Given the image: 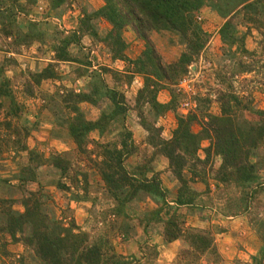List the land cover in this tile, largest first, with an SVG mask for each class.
<instances>
[{"label":"trees","instance_id":"trees-1","mask_svg":"<svg viewBox=\"0 0 264 264\" xmlns=\"http://www.w3.org/2000/svg\"><path fill=\"white\" fill-rule=\"evenodd\" d=\"M38 1L0 0V34L11 39V49L17 53L32 43L53 52V61L22 80L24 94L29 97L35 93L33 83L38 85L42 80L58 78L55 67L59 63L78 64L74 73L75 79L85 80L81 89L70 88L44 96V106L52 117L49 137L71 140L75 154L84 157L99 176V182L90 185L86 172L81 171L84 182L82 194H74L75 200L90 201L89 209L93 212L99 204L98 216H124L123 234L126 237V225L130 226V223L125 217V206L149 199L154 207L143 210L136 218L141 220L143 230L150 228L152 234L160 233L164 243L179 240L188 245V250L179 258L183 264H204L202 260L218 263L220 253L211 233L187 225L185 215L178 214L177 210L183 208L186 212L207 207V200L201 197L203 192H198L193 184L206 181L212 171L217 184L241 192V203H233L224 210L225 213L232 208L245 210L264 191V181L259 173L264 168V110L254 111L255 117H247L245 112L251 110L250 106L229 89L221 88L215 92L218 114L209 110L212 103L210 95L202 96L200 93L193 96L196 106L184 112L179 104L185 95L177 84L208 42V34L194 20V15L202 7L209 6L224 19L219 27V37L230 47L237 42L242 45L249 31L238 35L237 23H244L247 29L249 24L253 25L264 40V0H103V4L94 10L86 4L79 5L77 21L69 29L54 27L50 31L42 20L40 23L46 27L42 30L39 22L28 20L26 30H22L19 16L27 14ZM46 1L57 16L64 11L59 8L66 9L71 5V0ZM100 20L109 26L104 34L98 30ZM126 27L133 29L144 43L143 50L134 59L126 54L128 45L123 38ZM152 30H167L179 37L184 48L176 60L162 63L148 36ZM83 36L100 42L112 61H126L130 68L121 73L106 65L93 67L88 54L82 52ZM71 47L78 49L82 57L74 55ZM9 62L15 61L9 58L0 66V159L5 152H25L27 162L14 176L18 184L7 186L19 197L0 204V232L7 234L12 242L21 243L27 252L31 251L37 264H140L137 258H127L112 250L109 239L104 242L95 239L89 243L87 233L74 231L77 227L74 220L71 219L69 226H64L61 220L49 214L45 205L48 195L42 193L43 181L52 182L61 190H69L62 179L71 175L74 180L76 170L65 154L53 152L45 156L36 147L26 144L31 131L37 129L39 120L30 127L25 123L19 124L23 105L17 101L9 78L3 73ZM109 74L113 85L106 82L105 76ZM133 74L140 75L143 83L130 105L117 85L130 84ZM218 78L219 83L227 84L224 76ZM162 89L169 92L166 102L157 99ZM83 103L99 108L96 118L85 116ZM130 110L137 112L138 124L146 132L143 142L151 147L150 152L143 155L139 154L132 140L133 133L126 126L125 116ZM169 112L176 125L170 138L165 139L162 128L156 123L160 116ZM195 124L199 126L197 131L192 128ZM91 133H97L101 140L109 135L112 138L109 136L104 143L93 141L95 149L90 150L87 145L92 143L89 140ZM204 140L208 141L206 146L201 145ZM134 154L139 156L137 160L132 166H125V161ZM215 158L219 159L217 165L214 164ZM161 159L167 163L165 171L178 183L173 199L175 206L170 204V193L162 185V171L156 169ZM31 183L37 184V188L29 189ZM14 202H20L23 210L12 209ZM160 224L162 229L158 232L155 227ZM255 229L262 242V255L255 258L254 264H264V220H260Z\"/></svg>","mask_w":264,"mask_h":264},{"label":"rangeland","instance_id":"rangeland-1","mask_svg":"<svg viewBox=\"0 0 264 264\" xmlns=\"http://www.w3.org/2000/svg\"><path fill=\"white\" fill-rule=\"evenodd\" d=\"M103 2V0H71V5L67 6L66 9H58L64 11L60 16H57L50 10L48 1L39 0L34 7L30 8L27 14H21L18 20L22 30H26V22L28 20L39 22L42 30L46 27L50 31L54 27L69 29L73 27L72 24L77 17L76 11L79 10V5L86 4L85 6H88L90 10H94L101 6ZM42 20L46 27L40 23ZM194 20L208 34V42L200 56L188 67V72L178 82L179 84L180 81L187 78L184 85L188 89L187 91L182 89L181 92L185 96L181 100L179 107H181L183 102H188L190 106L188 110L194 108L196 101L193 96L200 93L202 96L210 95L212 103L209 105V110L211 113L218 114L219 103L215 101V92L218 89L227 88L250 106L251 110L245 112L247 117H252L254 111L264 110V40L259 31L251 24L248 25L249 28L247 29L244 23H237L236 33L242 35L249 30L248 34L243 39L242 45L237 42L228 47V45L223 44L219 37V27L224 22V19L215 10L209 6H204L194 15ZM98 28L101 34H104L109 26L106 21L100 20ZM148 36L157 53L161 56L162 63L167 64L176 60L184 48L183 44L180 43L179 37L167 30H152ZM89 38L90 42L87 41ZM123 38L128 45L126 54L130 58H136L144 48L143 40L130 27L124 29ZM10 43V38L0 34V66L5 64V60L9 58L15 61L9 62V65L5 66L3 73L9 78L17 101L23 105L20 111L19 124L25 123L30 127L37 119L39 120L37 129L34 128L31 131L26 144L31 148L36 147L45 156L53 152L65 154L66 156H64L73 162V170H76L77 174L74 180L71 175L62 179V182L68 186L69 190H61L54 183H44L43 181L44 191L42 193L48 195L45 205L49 214L61 220L64 226H69L71 219L74 220L77 226L74 231L87 233L89 243L95 241V239L101 242L109 239L112 250L127 258L135 257L140 264H183V261L179 260V258L188 250V245L179 240L172 245L164 243L160 233L152 234V229L150 228L143 230L141 228L143 226L141 220L136 219L143 210L152 208L149 199L138 203L132 202L125 206L124 212L127 215L125 217H127V222L130 223V226L126 225L128 227V236L126 237L123 234L125 231L123 226L124 222H126L124 216L116 217L110 214L105 217L98 216L96 210L100 207L99 204H96L94 213L89 209L91 207L90 201L75 200L74 194L79 196L82 194L84 182L81 171L84 170L83 172H86V180L90 185L96 183V181L99 182V176L89 167L84 157H79L80 155L75 154V150H73L74 144L71 140H57L49 137L52 117L44 106V96L55 92L61 93L70 88L77 90L78 87L75 88L73 83L76 80L74 69L78 64L59 63L58 67H55L58 78L42 80L38 85L33 83L35 93L34 96L29 97L24 94L22 80L27 75L28 77L31 76V72L41 71L49 62L53 61V52L41 48L37 43H32L28 48H21L20 53H17L11 49ZM81 43L83 45L82 52L88 54V58L94 67L106 65L121 73L125 69L130 68L127 67L128 63L126 61H112L104 46L100 42H93L91 37L83 36ZM242 49H246L247 52L244 51L243 53ZM70 51L74 55L79 56V58L82 57L78 49L71 47ZM96 53L97 55H94ZM218 76H224V82H227V84L219 83ZM132 77L130 84L124 82L121 85H117V89L124 93L125 99L130 105L134 103L136 92L140 88L139 82L143 83L140 75L133 74ZM105 78L109 85L114 84L112 83L111 74L105 76ZM160 99L162 98L160 97ZM81 106L88 119H94L99 114L97 106L90 104H81ZM125 117L126 126L129 129V126L135 127V129L138 128V114L135 110H130ZM1 118L2 114L0 113ZM175 125V119L170 112L160 116L156 123V126L162 128V137L171 136ZM195 127L199 128L197 124L193 125L192 128ZM130 130L133 133L132 140L139 154L143 155L144 152H150L151 147L146 146L143 142L146 132L140 130L141 133L139 135L135 134L134 130ZM109 136L112 138V135ZM109 136H105L101 140L97 133H91L89 140L92 143H89L87 148L94 150L93 141L104 143L109 140ZM207 144L208 141L204 140L201 145L206 146ZM262 152L264 153V150ZM199 153L203 156L202 151H199ZM138 157L137 154L132 155L131 159L128 158L125 161V166H132ZM214 161L215 165L219 163L218 158H215ZM26 162L27 154L25 152L9 151L2 155L0 159V204L5 203L7 199L15 200L19 197L18 194L9 190L7 186L8 184H18V180L14 176ZM163 165L166 167L167 163L161 159L157 163L156 169L162 168ZM43 169L41 168V170ZM259 173L262 176V181H264V168H261ZM213 175L214 171L209 173L203 183L197 181L193 184V187L198 192H203L204 195L201 197L207 200V207H199L200 210L196 209L186 212L184 209H178L177 212L185 215L187 225H195L194 227L211 233L220 253V261L216 264H254L255 258L262 255V242L255 228H257V223L260 220H264V191L256 196L255 200L245 210L244 208H237V211H235V208H232L230 212L228 210L225 213L224 210L227 207L230 208L233 203V205L238 203L241 192L236 188H225L217 184ZM164 182L165 185H162L168 189L170 195L171 191H175L178 187L177 181L171 175L163 177L162 183ZM28 188L36 189L37 184L31 183ZM28 188L27 190H29ZM26 193L24 191V194ZM111 203L114 204L113 202ZM11 207L15 210H23L20 202L12 203ZM155 228L156 231L160 232L162 225H156ZM222 232L224 233L221 235ZM129 236L133 238L126 241L124 238ZM2 243H5L4 247H2ZM2 251L6 253L3 254ZM32 256L33 253L31 251L27 252L21 243L12 242L7 234L0 232V264H37ZM201 263L213 264L212 262L206 263L204 260Z\"/></svg>","mask_w":264,"mask_h":264},{"label":"crops","instance_id":"crops-1","mask_svg":"<svg viewBox=\"0 0 264 264\" xmlns=\"http://www.w3.org/2000/svg\"><path fill=\"white\" fill-rule=\"evenodd\" d=\"M76 13H78V10L76 11ZM76 21H77V18L73 21V25L76 23ZM90 40V38L87 40V41H89ZM90 42V41H89ZM94 53V52H93ZM94 55H97V53L96 54H94ZM94 67V66H93ZM139 80V79H138ZM73 85H75L74 87L76 88V87H78L77 88V90L78 89H81L82 87H83V85H84V79H76L75 81H74V83H73ZM80 85V86H79ZM139 85H140V87H141V85H142V82H139ZM160 97L162 98V99H160ZM157 99L160 101V102H166V101H168V99H169V92H168V90L167 89H162V90H160L159 91V93H158V95H157ZM84 105H89V104H87V103H83ZM181 110L182 111H184L182 108H181ZM130 127V129H132V130H134V132H135V134L137 133V134H139L140 135V133H141V131L143 130V129H141V127L139 126V124H138V128H136L135 129V127H131V126H129ZM199 128H193V130L194 131H197ZM141 130V131H140ZM143 132H144V130H143ZM135 136V135H134ZM165 139H168L169 137H170V135L168 136V137H165V136H163ZM204 145V144H203ZM201 156V155H200ZM130 157H132V156H130ZM129 157V158H130ZM131 159V158H130ZM163 169V170H162ZM165 166L163 165V167L162 168H159L158 170H161L162 172H161V180H162V178L163 177H166L167 175H170L168 172H166L165 170ZM163 185H165V182L164 183H162ZM175 193H176V189H175V191H171V195L170 196H168V199H169V201H170V204L171 205H173V206H175L174 205V203H173V199H174V196H175ZM150 202H151V204H152V207H154V204H153V202L150 200ZM183 209V208H182ZM192 226H195V225H192ZM142 228V227H141ZM224 232H222L221 233V235L223 234ZM174 242H176V241H174ZM174 242H171L170 244L172 245Z\"/></svg>","mask_w":264,"mask_h":264},{"label":"built area","instance_id":"built-area-1","mask_svg":"<svg viewBox=\"0 0 264 264\" xmlns=\"http://www.w3.org/2000/svg\"><path fill=\"white\" fill-rule=\"evenodd\" d=\"M199 19H200V18H199ZM186 81H187V78H185L184 80L180 81V83L178 84V87L181 88V89H183L184 91H187V89H188V87L186 86L187 88H185V85H184V83H186ZM189 107H190V106H189V103H188V102H183V103L181 104V108H182L184 111H187Z\"/></svg>","mask_w":264,"mask_h":264}]
</instances>
